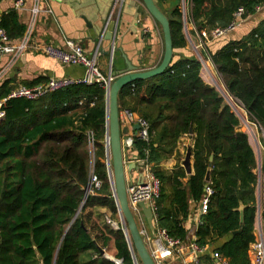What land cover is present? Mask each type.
I'll return each instance as SVG.
<instances>
[{"label": "trees", "instance_id": "16d2710c", "mask_svg": "<svg viewBox=\"0 0 264 264\" xmlns=\"http://www.w3.org/2000/svg\"><path fill=\"white\" fill-rule=\"evenodd\" d=\"M14 1L0 0V28L10 43L21 39L26 29ZM170 1L157 0L155 4L158 7ZM191 2L194 34L227 27L238 8L245 10L244 19L264 9V0ZM4 3L10 6L3 8ZM167 18L174 52L170 65L162 75L120 90L118 110L127 109L149 124L148 141L134 138L132 150L136 160L147 157L161 182L157 225L170 237L184 240L189 217L198 215L208 185L212 195L206 213L199 215L196 244L212 248L228 264H250L258 213L257 171L264 177V156L259 163L247 134L238 130L236 114L219 92L202 80L198 58L180 55L174 60L177 53H185L187 40L177 7ZM241 26L209 40L205 55L228 95L239 102L249 122L264 131V20L246 35L237 36ZM47 81L40 76L17 82L6 76L0 83V100L19 85L32 88ZM131 85H135L134 92H130ZM106 103L105 90L93 83L74 84L35 101L10 99L2 106L0 264H114L101 251L131 264L122 231L93 220L94 209L104 210L111 221L117 220L105 165ZM240 115L252 134L245 115ZM190 129L191 174L186 175L180 160L174 170L162 169V161L180 156L177 143ZM261 145L264 151V140ZM91 174L101 186L86 196ZM200 264L211 262L203 257Z\"/></svg>", "mask_w": 264, "mask_h": 264}, {"label": "built area", "instance_id": "2783aa9c", "mask_svg": "<svg viewBox=\"0 0 264 264\" xmlns=\"http://www.w3.org/2000/svg\"><path fill=\"white\" fill-rule=\"evenodd\" d=\"M6 1V0H2ZM126 0H114L112 6L108 12L107 18L104 22L102 31L98 37L97 43L95 44L91 53L87 54L84 49L72 41H66L68 51H64L58 47H54L50 43L38 41L34 37V29L36 25V20L41 12L39 8L40 0H34V6L29 10V19L26 23V29L24 35L15 43H10L4 30L0 28V58L3 56L8 57V61L5 65L1 66L0 61V83L7 76L14 65L21 59L24 58L25 54L28 52L38 53L44 55L61 66H80L85 70L84 77L81 79L72 78H51L46 83L28 88L22 85L17 86L7 97L0 100V120L4 117V112L2 106L10 99H26L30 101H35L41 97L52 93L57 90H61L68 86L74 84H85L90 85L97 83L102 86L105 90L106 102L107 95L111 83L114 81L112 76L111 65L113 55L116 50V38L119 30L120 15L122 7ZM192 0H180L177 5L178 11L182 14L183 29L186 28L187 20L191 23L190 12L192 6ZM14 8L17 11L24 10L23 0H15ZM259 8L256 10L258 11ZM48 13L52 14L51 10ZM245 10L243 8H238L233 14V20L225 28H215L210 32L202 30L200 32H195L197 38V45L193 48L199 49L204 47L209 40L218 39L224 37L232 32H234L244 19ZM112 26L111 39L108 45V56L110 58L109 70L107 76H103L99 69L97 68V59L101 52V44L104 41L105 34L108 31L109 26ZM192 29L195 30L191 23ZM197 57V56H196ZM135 85H131L130 92H134ZM107 104V103H106ZM125 120L129 125L137 124L139 129L134 136L140 141L147 142L149 139V124L148 122L129 110H123L122 112ZM108 136L105 137V165L108 171ZM126 148L133 149V139L129 138L125 142ZM89 149H93V139L89 137ZM135 159V158H134ZM139 162L141 168V178L139 182H135L126 185V193L128 199L129 209L133 215L135 224L137 226L139 235L142 242L153 262V264H200V260L205 256L207 252V247H199L196 244L195 238H188L186 235L184 240L174 239L170 237L167 232L161 229L157 225L156 220V201L159 198L161 190V182L159 178L155 176L152 171V165L148 162L147 157L142 160H136ZM109 175V174H108ZM109 182L111 186L112 198L115 202V194L113 191V185L111 178L109 176ZM101 186L99 180L96 176L91 174L90 183L86 190V196L94 194L95 190H98ZM212 195V189L207 185L204 190V195L199 202V215L206 213L209 204V198ZM143 203L146 208L151 210L152 214V225L153 231L151 232L145 215L139 205ZM259 212V210H258ZM119 226L112 223L106 218L108 224H111L114 229H120L124 235L127 243L128 251L130 254L131 264H140L137 255L134 252L133 246L127 228L120 224ZM136 217V219H135ZM199 221V220H198ZM197 221V223H198ZM261 219L260 213H257V219L255 223V231L258 233L255 235V242L250 246V264H264V237L261 232ZM104 257L112 261L114 264H126L122 259H116L114 257H109L104 254ZM211 264H228L227 260L223 258L218 252L212 251L209 254Z\"/></svg>", "mask_w": 264, "mask_h": 264}, {"label": "crops", "instance_id": "0c3cea01", "mask_svg": "<svg viewBox=\"0 0 264 264\" xmlns=\"http://www.w3.org/2000/svg\"><path fill=\"white\" fill-rule=\"evenodd\" d=\"M5 2V1H2ZM156 3L157 0H154ZM24 10L18 11L22 22L27 23L29 19V10L34 6V0H23ZM112 0H40L39 8L41 12L36 20L34 29V37L38 41L47 42L64 51H68L66 41H72L79 44L84 51L89 54L92 52L98 40V35L103 25V18L108 11ZM10 3H4L3 8H8ZM159 10L166 16H169V3L158 4ZM52 11V14L48 13ZM118 38L116 39L117 55L111 65V71H120L125 68L122 54L126 55L131 64L137 65L139 60L142 61V70H150L159 65L164 54V44L161 29L157 23L146 12L141 0H127L121 11L120 23L118 30ZM196 36V34H195ZM197 39V38H196ZM138 40V42H137ZM198 43V41H197ZM197 43L192 40L190 43L191 50L187 46L185 53L180 52L175 56V61L180 55L190 57L197 56L199 49L195 50L193 46ZM108 40H104L101 44V52L97 59V68L103 76H107L109 70L110 58L108 53ZM142 52V53H141ZM141 53V54H140ZM174 55V52H173ZM1 66L8 61L7 56L0 58ZM85 70L80 66H61L52 59L38 54L28 52L24 58L19 60L7 74L8 78L16 79L17 82L24 80H33L36 77L51 78H72L81 79L84 77ZM200 77L205 82L200 72ZM116 79V78H115ZM119 112L121 128H127L128 134L121 137L123 146L124 160L127 163H134L136 168L131 171H125L126 185L139 182L141 178V168L139 162L135 161L134 151L126 148L125 142L132 138L134 140V125H129L125 120L122 112ZM193 146V135L187 134L182 136L177 143V151L180 156L175 155L169 159L162 161L161 168L166 171H172L176 168L179 160V166L182 167V161L185 158L187 150ZM192 166V156L190 158ZM183 168V167H182ZM259 170V169H258ZM192 172V168H191ZM260 172V171H259ZM187 175V174H186ZM260 186V187H259ZM260 197L258 210L261 219V232L264 237V179L259 181L257 186V202ZM189 221L186 224L188 229V238H195L197 221L199 220V204L198 215L191 213ZM258 232L255 231V235ZM212 248H207V252L203 257H209ZM202 257V258H203Z\"/></svg>", "mask_w": 264, "mask_h": 264}, {"label": "water", "instance_id": "95a60500", "mask_svg": "<svg viewBox=\"0 0 264 264\" xmlns=\"http://www.w3.org/2000/svg\"><path fill=\"white\" fill-rule=\"evenodd\" d=\"M113 1L114 0H112V3ZM141 2L146 12L152 17V19L161 28L162 36H163V44H164V54H163V58L161 62L159 63L157 67L152 68L150 70H146V71H143L141 68L142 66L141 60L137 62V65H134V64H131V62L127 59L126 55L124 54L121 55V57L124 59L125 68H123L120 71L115 70L114 72H112V76L116 79H114V81L111 83L109 91H108V95H107V107H106L107 115L106 116H107V136H108V142H109L107 154L109 156L108 174L111 178V182L113 185V191L115 194V204L118 210V215L120 217V224H123L127 228V232L129 234L131 244L136 252L138 259L140 260V263L141 264H153L142 242V239L139 235L133 215L128 205V199H127V193H126L125 171L126 169L131 171L132 168H136V167L134 163L129 164L125 162L124 160L121 137L126 136L128 134V130L127 128H121L120 126V117H119L120 113L118 110V94L120 90H122L125 86L132 84L135 81L149 80V79L162 75L172 61L173 48H172V37H171L170 25H169V20L167 16L163 12H161V10H159L154 0H141ZM112 3L108 11L104 15L103 25L107 18L108 12L112 6ZM103 25L101 26L99 35L102 31ZM111 30H112V26L110 25L104 37V40H108V42L111 39ZM185 31H186V28H184V32ZM107 55L109 54L107 53ZM116 55H117V50H115V53L113 55L112 63L114 62ZM197 58L202 64V66H204V63L198 53H197ZM213 87L219 92V94L224 98V100H226L227 104L236 114L238 119L239 120L242 119L241 116L235 111L228 97H226V95L223 92H221V90L216 85H214ZM138 129H139V126L137 124H134L133 126L134 136L136 135V132ZM189 134H192V129L189 130ZM190 158H191V151L189 149L187 150L185 158L182 161V165H181L184 168L185 173L187 175L191 174ZM212 158H213V155L211 154L209 158L210 162L212 161ZM209 173H210V168L207 169V173L205 176L206 183L209 182ZM259 201L260 199L258 198V205L260 204ZM139 207L142 209L145 215L148 227L150 231L152 232L153 225H152L151 210L149 208H146L143 203H141ZM242 210H243V205L240 204L238 211L242 213ZM100 254L104 255L105 252L101 251Z\"/></svg>", "mask_w": 264, "mask_h": 264}, {"label": "rangeland", "instance_id": "374dc122", "mask_svg": "<svg viewBox=\"0 0 264 264\" xmlns=\"http://www.w3.org/2000/svg\"><path fill=\"white\" fill-rule=\"evenodd\" d=\"M180 3V0H171L169 2V8H170V11H172L173 8L177 7V5ZM188 12H190V10L188 9ZM170 15V13H169ZM261 20H264V9H261L258 13H256L255 15L253 16H249L248 18L246 19H243V21L241 22V24L239 26H241V28L239 30V32H237V36H243V35H246L248 32H250ZM192 26H191V23L190 21L187 20V25H186V31L184 32L185 33V38L187 40V46L189 47V50H191V45L190 43L193 41H195L197 43V39H196V36L194 34V32L192 31ZM210 41H208L206 43V45L209 43ZM198 50V49H197ZM198 54L200 55L203 63H204V66H202L201 68V74H202V77L204 78L205 80V83L210 85V86H214L213 82H212V77L211 75L216 78V80L218 81V83L220 84L221 86V89L223 90L224 94L226 95V97H228L229 101L233 104V107L235 109L236 112H240V113H243L245 115V118L247 120V122L251 125V128H252V131L253 133L251 134V131L248 130V128L245 126V124L243 123L242 119H240V125L238 126V130L239 131H242L244 133L247 134L248 136V139H249V142L256 154V157H257V161L260 163L261 162V159L263 158L264 156V151H263V148H262V145H261V142L262 140H264V131H262L256 124L254 123H251L249 122L248 120V117H247V114L246 112L242 109V107L240 106L239 102L234 100L233 98H231L228 93L226 92L223 84H222V81L220 79V76L219 74L216 72L214 66L212 65L211 61H209V59L206 57L205 55V46L204 47H201L199 48V51H198ZM207 65V67H206ZM98 67V66H97ZM226 102V100H225ZM227 103V102H226ZM239 113V115H240ZM241 116V115H240ZM254 126V127H253ZM257 175L259 176V181H263L264 177L261 176V173L259 171H257ZM260 187V186H259ZM260 199V197H259ZM105 211L104 210H98V209H94L93 210V213H94V216H93V220L94 221H98L100 223H107L106 221V218L109 219L110 217L108 216V214H105L104 213ZM116 218L117 220H113L110 221L112 223H115V225L119 226V219H118V216L116 215ZM136 219V217H135ZM108 224V223H107ZM111 225V224H109ZM112 227V226H111ZM106 256H109V257H113V255H111V253H105Z\"/></svg>", "mask_w": 264, "mask_h": 264}, {"label": "bare ground", "instance_id": "6f19581e", "mask_svg": "<svg viewBox=\"0 0 264 264\" xmlns=\"http://www.w3.org/2000/svg\"><path fill=\"white\" fill-rule=\"evenodd\" d=\"M250 125V124H249ZM254 127V126H253Z\"/></svg>", "mask_w": 264, "mask_h": 264}]
</instances>
